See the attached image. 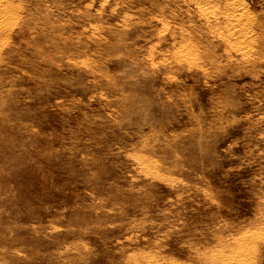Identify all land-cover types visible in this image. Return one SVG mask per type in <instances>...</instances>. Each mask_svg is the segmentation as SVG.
Returning <instances> with one entry per match:
<instances>
[{
    "label": "rangeland",
    "instance_id": "rangeland-1",
    "mask_svg": "<svg viewBox=\"0 0 264 264\" xmlns=\"http://www.w3.org/2000/svg\"><path fill=\"white\" fill-rule=\"evenodd\" d=\"M194 1L0 0V264H264V33Z\"/></svg>",
    "mask_w": 264,
    "mask_h": 264
},
{
    "label": "bare ground",
    "instance_id": "bare-ground-1",
    "mask_svg": "<svg viewBox=\"0 0 264 264\" xmlns=\"http://www.w3.org/2000/svg\"><path fill=\"white\" fill-rule=\"evenodd\" d=\"M195 1H198V3L200 2L205 3V5L206 3L214 4L220 8L219 9L220 15L222 17L223 23L225 24V32H226L224 33L226 36L225 35L223 36H225L224 37L225 40L227 39L228 41H232V39H236L237 36L240 37L239 43L237 45L246 43L244 53L240 50L243 55H248V52H246V49L247 48L251 49L252 47L251 44L261 39V35L264 33V31H262L264 30L263 29L264 19H260V18H257L258 16L255 17V15H252L253 11L251 12L248 9L245 0H195ZM6 7H7L6 4L4 3L0 4V16H2L5 13L4 10L6 9ZM211 7L213 6L211 5ZM218 20L221 21V19H218ZM218 31H221V29L220 30L218 29ZM2 34H3V30L0 29V35Z\"/></svg>",
    "mask_w": 264,
    "mask_h": 264
}]
</instances>
